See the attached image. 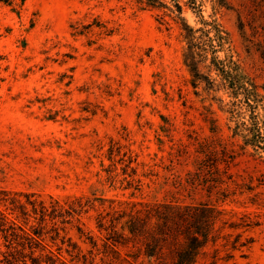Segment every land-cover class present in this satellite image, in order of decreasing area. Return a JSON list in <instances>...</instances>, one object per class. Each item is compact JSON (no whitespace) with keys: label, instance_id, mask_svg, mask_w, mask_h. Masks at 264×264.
<instances>
[{"label":"rangeland","instance_id":"374dc122","mask_svg":"<svg viewBox=\"0 0 264 264\" xmlns=\"http://www.w3.org/2000/svg\"><path fill=\"white\" fill-rule=\"evenodd\" d=\"M178 1L190 25L216 19L230 41L197 56L195 87L165 7L176 0L0 2V191L81 198L87 212L60 235L85 253L76 225L102 236L104 209L207 201L220 220L195 264H264V140L242 130L255 114L264 136V0ZM9 244L0 232V264H21Z\"/></svg>","mask_w":264,"mask_h":264},{"label":"trees","instance_id":"16d2710c","mask_svg":"<svg viewBox=\"0 0 264 264\" xmlns=\"http://www.w3.org/2000/svg\"><path fill=\"white\" fill-rule=\"evenodd\" d=\"M23 1L20 0L21 3ZM136 1L143 3V0ZM146 1L148 3L150 0ZM0 2L10 5L13 0ZM149 5L153 6L154 3ZM165 7L170 18L179 24L187 44L183 59L191 75L196 76V79L191 80L195 87L198 75H201L197 56L206 54L207 46L213 48L212 42H217L222 47L230 43L228 32L216 19L207 21L202 15L201 26L190 25L182 16V6L178 0L174 3V9L166 5ZM199 44L204 47H198ZM217 51L219 50L212 49L211 53ZM231 71L228 65L222 64L219 72L224 76L222 79H227L231 84L230 88L236 91L238 87L244 88L242 83L235 85L236 75H232L234 73ZM251 86L256 93L255 85L251 83ZM246 127L244 124L242 130H254L264 140L257 115L254 114L250 128ZM261 139L254 140L257 143L253 145L263 147L259 143ZM213 148L209 152L214 153L217 150ZM85 205L82 204L81 198H78L70 202L68 207H64L58 200L51 198L48 206L44 200L33 198L30 193L0 191V206L4 207L0 208V232L5 240L9 241V248L20 246L23 254V258L18 260L6 257L7 262L20 261L21 264H27L30 260L31 264H98L95 256L101 254L99 262L109 260L111 263L119 261L127 264H195L221 214L217 205L207 201L137 202L128 203L126 208L109 207L107 211L103 210L105 213L98 212L97 228L103 233L102 236L94 238L84 232L79 224L76 225L79 238L87 240L91 246V249L87 250V253L91 254L88 256L77 242L69 237L64 240V236L60 235V232L65 230L63 224L79 221L80 215L87 212L84 210ZM98 240L102 241L101 251ZM121 248L127 250L125 256H121ZM94 250L97 251L96 254H93ZM63 251L69 255V259L63 256Z\"/></svg>","mask_w":264,"mask_h":264}]
</instances>
